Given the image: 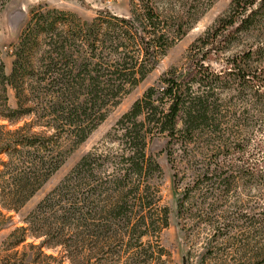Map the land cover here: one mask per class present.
<instances>
[{"label":"trees","instance_id":"16d2710c","mask_svg":"<svg viewBox=\"0 0 264 264\" xmlns=\"http://www.w3.org/2000/svg\"><path fill=\"white\" fill-rule=\"evenodd\" d=\"M136 1L138 8L129 19L99 11L97 18L83 22L55 9L34 12L30 19L33 33L28 28L27 36L20 39L9 76L0 60V120L7 123L0 126V131L15 128L29 116L37 120L35 124L8 130L7 137L0 138V232H8L2 246L17 258L15 264H88L87 249L98 254L97 240L90 246L85 241V229H89V220L95 224L91 216L101 211L97 203L90 208L79 197L81 176L86 173L90 154L39 202L20 226L12 218L19 215L69 154L60 140L73 137L77 139L75 146L85 141L105 120L106 106L119 104L128 93L125 88H134L143 81L159 59L189 32L192 21L186 5L170 15L160 5L162 0ZM29 38L37 41V90L45 87V92L38 91L37 95L49 96L51 100L37 97V104L30 103L33 108L23 109L17 102L16 108L11 109L6 89L13 88L18 100V92L24 89L28 77L23 73L20 76L19 71L26 68L22 62L29 64L27 67L33 65L34 52L24 50ZM261 39L264 0H233L227 12L191 44L184 67L163 74L158 87L148 89L119 121L121 138L133 152L127 163L133 166L136 156L143 161L149 136L158 133L167 137L165 152L177 193V217L193 218L198 222L196 227H208L211 243L229 240L236 231L235 225H220L219 219L229 221L231 217L226 212L220 216L210 207L208 200L215 199L214 192L226 196L239 183L243 188L255 185L264 189V139L256 142L249 134L254 132V119L259 118L264 125ZM131 48L137 49L133 56ZM212 63L221 64V69H212ZM240 104L244 109L239 115L234 111L240 120L236 127L246 137L224 136L220 131L221 120L227 118L223 111ZM61 122L63 126L56 125ZM33 126L41 131L33 133ZM46 132L51 135L46 136ZM236 136L240 138L235 139ZM90 172L94 177V171ZM76 174L80 180L78 185L74 182V193L71 183ZM179 174L183 179H179ZM205 189L208 192L201 202L194 201L199 197L197 191ZM187 205L190 209H185ZM113 206L107 213L114 216L120 208ZM233 216L239 221L244 218ZM256 222L260 233L264 232V208ZM91 228L97 239V226ZM258 246L250 253L242 243L238 246V252H242L239 256L245 257L247 264H264V242ZM207 253L203 262L213 257Z\"/></svg>","mask_w":264,"mask_h":264},{"label":"rangeland","instance_id":"374dc122","mask_svg":"<svg viewBox=\"0 0 264 264\" xmlns=\"http://www.w3.org/2000/svg\"><path fill=\"white\" fill-rule=\"evenodd\" d=\"M232 1L162 0L160 5L164 7V11H169L170 15L178 12L182 6L188 7L187 15L192 21L189 32L159 59L157 67L148 73L143 81L134 88H125L128 93L119 104L106 106L105 120L95 127L85 141L75 146L77 139L73 137L60 140L63 149L69 151V154L19 215H13L14 224L20 226L21 221L39 202L74 170L83 157L90 154L91 158L87 162V167L85 166L86 173L84 172L81 176L83 181L79 197L84 199L90 208L97 203L101 212L96 216H91L95 224L89 220L87 222L89 229H85V241L90 246H93L97 240L98 254H92L88 249L85 253L88 264H247V259L239 256L242 252H238V246L243 243L246 246L245 251L251 253L259 247V242L260 244L264 242L262 236L264 232L260 233V225L256 222L264 208V189L257 188L255 185L252 188H243L239 183L226 196L221 197V192H214L215 199L208 200L210 207L216 209L220 216L226 212L231 217L229 221L219 219L220 225H235L236 231L229 240L224 238L211 243L212 233L208 227H196L198 222L193 218L177 217V197L175 196L177 193L172 184V171L165 152L167 137L158 133L149 136L146 140L143 161L136 156L134 160L136 166H133L127 163V159L133 152L121 138L122 127L119 125L122 117L130 112L134 103L140 101L148 89L158 87L163 74L169 71H179L184 67L191 44L205 33L218 17L227 12ZM137 8L136 0H0V60L4 66V73L6 76L11 74L15 54L18 52L16 49L28 28L33 33L30 19L34 12L44 13L55 9L65 14H73L85 22L97 18L99 11L109 12L117 18L129 19L131 12ZM63 18L67 19L66 16ZM29 39L24 50L34 52L32 54L33 65L27 67L29 64L22 62L26 68L22 71L18 68L20 76L22 73L28 76L25 77L23 83L24 89L18 92V100L15 90L7 87V105L11 109L16 108L17 102H20L23 109L33 108L35 106L30 103L37 104V97H41L42 101L46 102L51 100L49 96L37 95L38 91L45 92V87L37 90L39 87L37 84V41ZM260 43H264V39H261ZM129 52L133 56L137 49L131 48ZM211 66L214 70L221 69V64L212 63ZM243 109L242 104L235 108L224 109L223 112L227 118L225 121L221 120L220 128L224 136L243 134V137H246L242 129L236 127L240 120L237 115H234V111L239 115ZM35 118L29 116L15 128L7 127L4 131H0V138H6L8 130L22 127L24 124L37 123ZM252 124L254 132L249 134L253 135V141L263 140L264 125L259 122V118L254 119ZM6 125L5 121L0 120V126ZM56 125L63 126L62 122ZM61 130L59 128L58 131ZM39 131L41 129L33 126V133H39ZM46 133V136L51 135V132ZM59 136L65 137L63 132H59ZM238 138L240 137H235V139ZM257 159H259L258 156H255L254 160L257 161ZM89 165H91L90 168H88ZM141 166L143 170L141 174H138ZM91 170L94 171V177H91ZM77 177L76 174L71 183V192L74 193H77L72 190L74 182L77 184L80 180H77ZM179 179H183L181 174H179ZM180 192L181 190L178 189V193ZM206 192H208L206 189L197 191L199 197L194 201L201 202ZM94 194L97 195L96 198H92ZM111 205L120 208L114 212V216L107 213ZM185 209H190L189 205ZM233 214L244 218L239 221ZM91 217L87 216L89 219ZM245 223L248 224V228ZM249 223L253 226L250 227ZM93 225L97 226V239L93 235L95 233L91 228ZM7 234V231L0 232V262L15 264L17 258L6 252L2 246ZM209 249H212V252H208ZM205 253L212 254V259L203 262Z\"/></svg>","mask_w":264,"mask_h":264}]
</instances>
